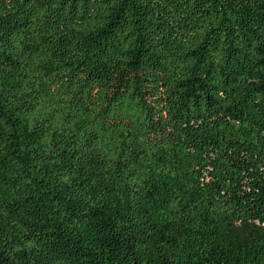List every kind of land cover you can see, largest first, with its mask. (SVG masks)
Listing matches in <instances>:
<instances>
[{"label": "trees", "instance_id": "obj_1", "mask_svg": "<svg viewBox=\"0 0 264 264\" xmlns=\"http://www.w3.org/2000/svg\"><path fill=\"white\" fill-rule=\"evenodd\" d=\"M4 1L0 64L15 60L0 69V264H113L110 230L68 227L82 205L128 226L116 235L133 261L145 251L133 221L144 206L174 242L156 264H264L241 238L264 230V0ZM153 84L165 87L167 122L218 215L166 186L164 157L132 124ZM87 91L99 94L97 116L125 123L95 135L91 160L69 118L73 95ZM24 124L50 170L22 178Z\"/></svg>", "mask_w": 264, "mask_h": 264}, {"label": "rangeland", "instance_id": "obj_2", "mask_svg": "<svg viewBox=\"0 0 264 264\" xmlns=\"http://www.w3.org/2000/svg\"><path fill=\"white\" fill-rule=\"evenodd\" d=\"M5 5V1L0 0V11H4L3 7ZM14 60V55L5 58L0 64V69L3 70L4 67L12 68ZM153 86L143 97V100L139 102V108L133 117L132 124L138 130L141 139L164 157L168 170L166 186H170L182 199L194 204L202 213H209L213 216L218 215V210L210 203L204 201L200 191V182L195 171L192 170L190 164L184 158L177 131L173 130L170 123L167 122L165 115L167 113L165 87H157V84H153ZM99 104V94L92 91L74 94L70 101V127L72 132L78 137L83 156L90 160L92 155L88 150V144L95 135H100L103 128H107L110 131H118L125 124L124 121L107 114H101V117L97 116ZM145 115L146 117L144 118ZM39 143V139L24 124L16 140L19 170L22 178L29 172L35 174L37 170H50V168H45L46 166L37 155L36 147ZM61 172L57 169L53 171V174L59 177L60 181L64 182V185L72 184L71 174L67 172L66 177L61 178ZM67 189L68 187H64V190ZM81 207L82 213L78 215L70 213L67 215L68 227L76 223L87 235L93 237L92 229L94 225H97L101 231L107 232L110 230L103 235L109 237L107 249L114 252L115 260L113 264H156L157 260L155 258L174 244L172 240L167 239V235L161 228L154 225L145 207L139 206L135 211L136 215L133 217V221L135 225L138 224L136 229L141 231L145 251L133 261V248L123 244L125 239L119 241L116 235L119 226L123 228L128 226L122 225L118 220L116 221L109 210L104 211L102 215H97L96 213L92 215L91 211L87 210L86 205ZM241 238L249 247L262 250V257L264 258V230L262 228L242 229Z\"/></svg>", "mask_w": 264, "mask_h": 264}]
</instances>
